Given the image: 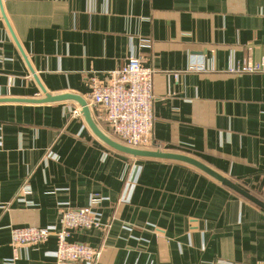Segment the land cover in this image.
I'll list each match as a JSON object with an SVG mask.
<instances>
[{"label":"crops","instance_id":"0c3cea01","mask_svg":"<svg viewBox=\"0 0 264 264\" xmlns=\"http://www.w3.org/2000/svg\"><path fill=\"white\" fill-rule=\"evenodd\" d=\"M131 56L153 70L159 150L264 202V0H0V264H56L53 234L18 246L11 229L54 232L86 207L105 229L69 240L101 248L97 264H264L257 204L190 164L113 149L73 100L39 101L90 97ZM245 62L262 67L232 70Z\"/></svg>","mask_w":264,"mask_h":264},{"label":"built area","instance_id":"2783aa9c","mask_svg":"<svg viewBox=\"0 0 264 264\" xmlns=\"http://www.w3.org/2000/svg\"><path fill=\"white\" fill-rule=\"evenodd\" d=\"M195 68V66H190ZM262 65L245 62L232 70L254 72ZM92 93L85 97L89 110L100 106L105 122L116 139L125 146L136 149L159 150L160 146L152 137L153 129V70L142 64L140 58L131 56L126 63L112 70L104 83L92 80ZM72 114L81 115V107ZM22 193H29L23 190ZM100 202L98 197L92 204ZM95 227L105 229L98 222L89 207L65 208L61 211L60 227L51 232L36 226L15 227L11 229L12 245H31L45 242L50 235L57 240L56 264H97L101 248L86 243L70 241L71 232Z\"/></svg>","mask_w":264,"mask_h":264},{"label":"water","instance_id":"95a60500","mask_svg":"<svg viewBox=\"0 0 264 264\" xmlns=\"http://www.w3.org/2000/svg\"><path fill=\"white\" fill-rule=\"evenodd\" d=\"M43 94L44 97L39 100L40 102H52V101H61V100H73L75 101L80 107H81V114L84 116L86 122L90 126L91 130L108 146L112 147L115 150H118L120 152H123L125 154H128L133 157H146V158H158V159H166V160H174V161H181L187 164H190L199 170L203 171L204 173L208 174L212 178L219 181L221 184L231 188L241 196L247 198L248 200L252 201L253 203L257 204L259 207H261L264 210V202L260 200L259 198L252 195L250 192L242 188L240 185L232 182L227 177L223 176L218 171L212 169L211 167L207 166L200 160L186 155V154H179L175 152H167V151H161V150H150V149H136L131 148L128 146H125L124 144L117 142L107 136L105 133H103L96 125V122L91 117V112L86 105V102L84 98L77 94L72 93H65L60 95H51L44 90Z\"/></svg>","mask_w":264,"mask_h":264}]
</instances>
